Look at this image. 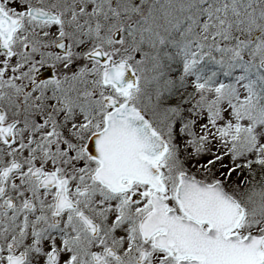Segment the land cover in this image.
<instances>
[{
	"label": "snow or ice",
	"instance_id": "6c2138e0",
	"mask_svg": "<svg viewBox=\"0 0 264 264\" xmlns=\"http://www.w3.org/2000/svg\"><path fill=\"white\" fill-rule=\"evenodd\" d=\"M0 264H264V0H0Z\"/></svg>",
	"mask_w": 264,
	"mask_h": 264
}]
</instances>
